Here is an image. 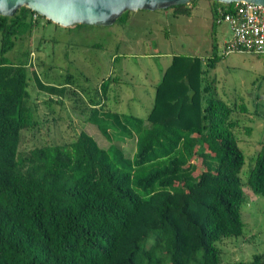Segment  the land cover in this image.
<instances>
[{
  "label": "trees",
  "instance_id": "obj_1",
  "mask_svg": "<svg viewBox=\"0 0 264 264\" xmlns=\"http://www.w3.org/2000/svg\"><path fill=\"white\" fill-rule=\"evenodd\" d=\"M197 1L170 8L171 15L190 17ZM209 3L214 65L217 21L234 4ZM39 19L26 8L0 16V264H221L223 241L244 237V185L264 199V140L245 183L241 177L239 135L250 136L252 128L231 116L248 108L226 103L209 82L203 85L200 58L174 55L146 117L135 122L127 116L115 131L135 139L132 156L118 142L100 148L85 132L67 144L22 152L23 134L36 132L41 120L28 101V64L6 55ZM34 80L48 93V108L59 103L53 96L75 94L69 83ZM112 80L101 84L102 97ZM96 106L104 104H89ZM98 127L103 133L111 128ZM237 264H264V254Z\"/></svg>",
  "mask_w": 264,
  "mask_h": 264
},
{
  "label": "rangeland",
  "instance_id": "obj_2",
  "mask_svg": "<svg viewBox=\"0 0 264 264\" xmlns=\"http://www.w3.org/2000/svg\"><path fill=\"white\" fill-rule=\"evenodd\" d=\"M196 5L190 17H173L170 9L143 10L129 12L125 24L117 20L106 26L61 27L40 16L32 32L17 39L6 55L13 63L30 64L28 101L37 107L41 120L36 132L23 134L20 151L67 144L85 132L100 148L107 149L118 142L132 156L135 139L116 136L115 131H122L127 116H133L135 122L146 117L153 105L155 87L172 56H194L203 62L207 79L203 85L209 82L215 97L228 104L243 103L248 108V114L231 116L241 126L252 128L250 136L239 135V147L245 155L241 174L245 183L251 158L264 140V60L237 52L222 56V40H230L231 32L226 25H220L214 34L219 59L211 65V5L207 0H198ZM34 76L44 85L69 83L75 94L71 99L53 96L59 103L48 108L43 102L49 95L37 87ZM110 76L113 80L102 97L101 84ZM90 103H103L104 107L91 110ZM93 111L95 115L91 117ZM100 124L111 128L103 133ZM198 148L199 145L194 150ZM192 163L200 166V159L194 156ZM244 186V237L223 241L219 246L221 264L248 262L252 256L264 254V199Z\"/></svg>",
  "mask_w": 264,
  "mask_h": 264
},
{
  "label": "water",
  "instance_id": "obj_3",
  "mask_svg": "<svg viewBox=\"0 0 264 264\" xmlns=\"http://www.w3.org/2000/svg\"><path fill=\"white\" fill-rule=\"evenodd\" d=\"M191 0H0V16L12 17L21 8L29 9L61 27L106 26L122 14L166 10L185 6ZM224 5L246 2L264 6V0H208Z\"/></svg>",
  "mask_w": 264,
  "mask_h": 264
},
{
  "label": "built area",
  "instance_id": "obj_4",
  "mask_svg": "<svg viewBox=\"0 0 264 264\" xmlns=\"http://www.w3.org/2000/svg\"><path fill=\"white\" fill-rule=\"evenodd\" d=\"M217 24L228 26L231 32L230 40L223 42V55L247 53L264 60V6L236 3L230 13L220 17Z\"/></svg>",
  "mask_w": 264,
  "mask_h": 264
},
{
  "label": "crops",
  "instance_id": "obj_5",
  "mask_svg": "<svg viewBox=\"0 0 264 264\" xmlns=\"http://www.w3.org/2000/svg\"><path fill=\"white\" fill-rule=\"evenodd\" d=\"M200 3V2H199ZM199 5V4H198ZM197 6V5H196ZM196 6H195V8H196ZM165 15H169L167 12H166V14ZM210 15H211V13H210ZM211 24H212V18H211ZM222 25H224V24H222ZM220 26V25H219ZM227 28H228V26H226ZM210 28H211V26H210ZM212 29V28H211ZM225 41H227L226 39H223L222 40V44H223V42H225ZM211 43H212V39H211ZM212 49V48H211ZM150 128V125L149 124H146L145 125V129H149Z\"/></svg>",
  "mask_w": 264,
  "mask_h": 264
}]
</instances>
